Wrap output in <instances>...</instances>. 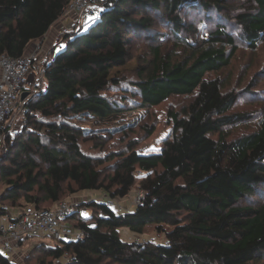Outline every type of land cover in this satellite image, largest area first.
<instances>
[{"label": "trees", "instance_id": "trees-1", "mask_svg": "<svg viewBox=\"0 0 264 264\" xmlns=\"http://www.w3.org/2000/svg\"><path fill=\"white\" fill-rule=\"evenodd\" d=\"M71 1L0 0V53H31L30 44L63 18ZM229 2L98 0L97 16L58 34L42 64L44 83L26 99L23 123L5 134L0 202L53 209L86 190L118 198L133 187L145 197L132 212L118 213L93 197L89 215L73 207L68 222L89 237L37 243L31 252L42 251L39 264H59L66 252L70 260L61 264H263L264 202L247 199L264 188V115L253 130L233 135L254 113L233 112L240 94L214 74L239 49L228 23L252 48L264 39V0L233 8ZM196 12L214 27L203 32L191 18ZM171 37L174 48L166 52ZM138 38L148 56H138L137 80L112 75L134 58ZM114 88L125 92L108 94ZM172 97L184 101L169 109L170 132L159 152L144 151L152 142H142L157 129L143 117L98 129L77 120L89 114L125 120L138 109L147 117ZM151 224L164 242L120 237L121 227L144 233ZM0 264L14 263L0 252Z\"/></svg>", "mask_w": 264, "mask_h": 264}, {"label": "rangeland", "instance_id": "rangeland-1", "mask_svg": "<svg viewBox=\"0 0 264 264\" xmlns=\"http://www.w3.org/2000/svg\"><path fill=\"white\" fill-rule=\"evenodd\" d=\"M244 1L246 0H230L229 4L231 5V8H233L235 5L240 4ZM196 13L197 14L194 13L191 18L201 24L203 32L209 30L211 27H214L211 19L198 12ZM228 13L231 14V16L232 14H234L232 11H228ZM70 16L75 21L79 19L78 16L73 17L72 15H64V17L67 18ZM61 22L62 20L58 22L59 25H61ZM228 24L229 25L227 28L234 34L236 42L239 45V49L237 50L232 63L226 69H223V71L214 75L216 76L219 74L222 77L223 82L226 83L228 89L235 90L240 94L238 104L233 109V112L251 111L254 113V118L252 120L244 122L243 124H240L233 129V135H235L240 134L244 131L253 130L254 124L262 120V117L264 115V39L258 43L257 47L252 48L242 37H240L238 25L235 24L234 21ZM87 25L88 24L84 25V30L88 28ZM72 26L73 25H69L68 29H71ZM174 40L175 39L171 37L167 42H164L163 47L166 52H171V50L174 48ZM133 46L134 58L125 67L115 68L112 72V75L120 74V76H125L128 80H137V67L139 64L138 56H148V52L146 41L144 42L141 38L135 40ZM64 47L65 44L61 45L57 49V52L61 51ZM183 51V49L176 51V55H181V53H184ZM49 52L50 49H47L43 52L41 56L43 59L39 63L41 67L44 60L49 56ZM33 64H37V62L34 61ZM211 75H213V73ZM33 77L34 78H32V80L34 82V85L32 86V90L34 91L35 88H39V86L44 83V79H42V75L40 72ZM129 88L130 90H133L132 87ZM124 92L125 91L115 89L114 92H112V90L108 91V94L114 97H120V94H124ZM183 99L184 97H172L169 101H166L160 106L149 110L150 115L147 117H145L146 112L144 110L138 109L130 114L127 113L125 120H101L93 114L86 115L83 118L79 117L77 120L87 128L98 129L102 127L105 128V126L113 127V125H120L124 122L138 119V117H143L141 119H143L144 121L150 120L149 124H156L157 129L154 135L142 142L143 146L152 142L150 145L144 147V151H146V153L159 152L160 141L168 136L170 132V128L167 126V120H169V109H179L180 104H182L184 101ZM262 190L263 191L259 192L258 195L250 196V198L247 199V202L249 204H259L261 202H264V188H262ZM140 192V189H138L137 187H133L127 196L115 198L116 202H118V204H121L123 209L120 210L118 205H116L115 207H113L114 211L118 213L134 211L138 205L137 199ZM92 197L95 200L99 201H106L108 199V197H106L102 191L86 190L82 195L72 196L70 197L71 199L67 201H72L71 203H77L73 207L75 209H78L79 214L82 213L83 215H89L91 213V210L88 207V203L91 202L90 198ZM46 206H48V204ZM2 221H5V218H3ZM119 232L120 237L128 242L140 241L141 238V240H154V242L156 243H162L166 238V235L163 232H159L152 224L146 229L144 233H136L128 227H121L119 229ZM40 242H46L54 245L50 236L48 234H44L43 236H36L28 239L27 242L12 251L2 249L0 252H2L5 256L10 257L14 264H39L40 262L38 258L44 256V254L42 255V251H35L32 254L31 249ZM16 252L21 254L16 255L15 258H13ZM29 257L31 258L30 260H28ZM45 258L47 260L46 262H49L50 258L48 259L46 256ZM261 262L264 264V255Z\"/></svg>", "mask_w": 264, "mask_h": 264}, {"label": "built area", "instance_id": "built-area-1", "mask_svg": "<svg viewBox=\"0 0 264 264\" xmlns=\"http://www.w3.org/2000/svg\"><path fill=\"white\" fill-rule=\"evenodd\" d=\"M99 12L98 0H72L65 15L78 16L76 26L94 18ZM35 47L38 49L40 46L37 44ZM37 49L19 57L0 53V154L3 150L7 129L14 130L23 123L22 115L26 111L25 102L27 97L32 95V92L28 91L33 82L30 77L31 73L44 72L43 66L34 67L33 64L39 57ZM25 91L28 95L22 99V93ZM144 197L145 192L141 190L137 199L138 203L142 202ZM71 202L59 201L53 209L37 208L30 203L12 207L0 202V251L2 249L12 251L29 238L44 234L50 236L54 243L52 246L63 245L64 241L70 239L85 240L89 237L87 230L75 228L67 220L73 206L77 204ZM107 205L110 207L118 205L120 210L123 209L115 198L108 197ZM3 218L5 221H2ZM141 241L145 240L140 238L137 242ZM70 256L66 252L62 260L69 261ZM62 260H56V262L61 264Z\"/></svg>", "mask_w": 264, "mask_h": 264}, {"label": "crops", "instance_id": "crops-1", "mask_svg": "<svg viewBox=\"0 0 264 264\" xmlns=\"http://www.w3.org/2000/svg\"><path fill=\"white\" fill-rule=\"evenodd\" d=\"M72 16L75 17L76 15L73 14ZM70 17L67 18V17H64L63 16V19H61L62 20L61 25H59V23H56L55 25H53L51 27V29L49 30V32L43 38L38 39V40H35L33 43L30 44V46H29V49L31 50L30 52H32L33 49H35V50L37 49L35 47L37 44L40 46L37 49V51L39 52V57L36 60L37 64H34V67L40 66L39 63L43 59L41 57L42 54H43V52L46 51L47 49L52 48L55 45L56 40H57V37H58V34L60 33V31L63 30V29H65V28H69V25L70 26L71 25L75 26L76 21L74 19H72V17L70 19ZM34 75L36 76L37 73H33L32 72L31 75H30L31 79L34 78L33 77ZM41 75H42V78H44V73L43 72L41 73ZM33 85H34V82H32L31 88L29 87L28 88V91L32 92V86ZM19 254H21V253L16 252L14 254L13 258H15V256L16 255H19Z\"/></svg>", "mask_w": 264, "mask_h": 264}, {"label": "water", "instance_id": "water-1", "mask_svg": "<svg viewBox=\"0 0 264 264\" xmlns=\"http://www.w3.org/2000/svg\"><path fill=\"white\" fill-rule=\"evenodd\" d=\"M27 95H28V92L27 91L23 92L22 93V99H25L27 97Z\"/></svg>", "mask_w": 264, "mask_h": 264}]
</instances>
